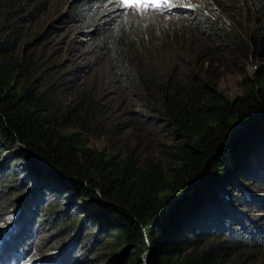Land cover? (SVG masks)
Returning <instances> with one entry per match:
<instances>
[{"label":"trees","instance_id":"trees-1","mask_svg":"<svg viewBox=\"0 0 264 264\" xmlns=\"http://www.w3.org/2000/svg\"><path fill=\"white\" fill-rule=\"evenodd\" d=\"M242 5L249 29L206 7L163 24L117 0H0V264H264L244 185L264 186V71L234 98L216 73L264 43V0Z\"/></svg>","mask_w":264,"mask_h":264},{"label":"rangeland","instance_id":"rangeland-1","mask_svg":"<svg viewBox=\"0 0 264 264\" xmlns=\"http://www.w3.org/2000/svg\"><path fill=\"white\" fill-rule=\"evenodd\" d=\"M170 3L172 6L167 9H153L150 7V9L158 11L161 15H163V17H161L162 19H158L159 21H162L163 24L168 22V17L180 15L182 12L189 11L196 7H206V9H209L211 13L216 16L215 18H218L224 23V25L228 27L238 24L247 29L250 28V26L246 24L247 21L245 16L247 11L242 5V0H170ZM231 58L232 56L226 55L225 60H229L228 64L218 67L216 69V73L219 88L225 95L234 98L240 93L239 82L241 81V77L244 74H253L256 69H262L264 71V43L259 53L248 61ZM129 96L130 94L128 92L125 93V97ZM128 101L129 100H127V103H124L123 108H129L127 106ZM244 185L247 188L246 190H249L251 194L259 199L258 201L260 203L264 204V186L257 187L255 184H250L249 182H244ZM250 202L251 204H249V212H247L249 214L246 213L247 218L250 222L255 221V223H258L260 219L254 217H256L258 214H263L264 216V209L256 207L255 205L257 202L255 200ZM95 207L96 206L93 205L91 200H86L82 202H75V204L72 206V211H78L79 213L83 212L85 213L82 214L83 217H86L91 211H94ZM249 221L246 223L250 224ZM261 223H264V219L261 221ZM6 229H8V227L5 226L1 231L4 232ZM46 252L51 254L50 257L56 256V259H58V255L61 254V251L58 250L54 243L48 244L46 247ZM0 261H3V258H0ZM4 261H6L7 264H28L26 259L18 258L17 254L9 256V259H4Z\"/></svg>","mask_w":264,"mask_h":264},{"label":"snow or ice","instance_id":"snow-or-ice-1","mask_svg":"<svg viewBox=\"0 0 264 264\" xmlns=\"http://www.w3.org/2000/svg\"><path fill=\"white\" fill-rule=\"evenodd\" d=\"M119 6L136 11H146L148 8L167 9L172 5L170 0H117Z\"/></svg>","mask_w":264,"mask_h":264},{"label":"water","instance_id":"water-1","mask_svg":"<svg viewBox=\"0 0 264 264\" xmlns=\"http://www.w3.org/2000/svg\"><path fill=\"white\" fill-rule=\"evenodd\" d=\"M169 207H170V206H169ZM147 256H148V253L145 254V257H144V264H148Z\"/></svg>","mask_w":264,"mask_h":264}]
</instances>
